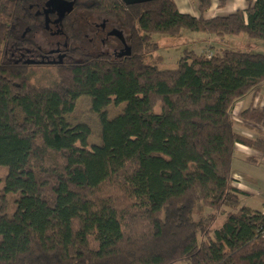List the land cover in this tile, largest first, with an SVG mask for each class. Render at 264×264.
Instances as JSON below:
<instances>
[{"label": "trees", "instance_id": "16d2710c", "mask_svg": "<svg viewBox=\"0 0 264 264\" xmlns=\"http://www.w3.org/2000/svg\"><path fill=\"white\" fill-rule=\"evenodd\" d=\"M48 1L0 0V264H264V212L232 176L237 146L264 156V106L240 115L253 138L235 118L261 94L264 54L186 51L169 71L144 57L157 34L264 41V0L212 20L211 0L199 17L174 0H63L62 21L42 15ZM79 15L128 33L123 50L84 51ZM47 31L54 53L39 44ZM32 66L54 67L58 83L33 86ZM83 97L99 145L71 121Z\"/></svg>", "mask_w": 264, "mask_h": 264}, {"label": "rangeland", "instance_id": "374dc122", "mask_svg": "<svg viewBox=\"0 0 264 264\" xmlns=\"http://www.w3.org/2000/svg\"><path fill=\"white\" fill-rule=\"evenodd\" d=\"M79 18H88L87 21L91 23L90 15H87L86 18L79 16ZM101 24L102 21L98 20V25ZM91 31L92 30L86 27L83 22L81 25V32L83 35L82 39L84 38V40H86L84 37L86 33H88L89 39L93 38ZM112 32L113 29L109 28L107 32L99 33L91 40L90 43L93 42V44H86V48L83 46V50L93 55L109 54L114 56L113 52L121 50V48H123V44L122 40L114 37ZM46 33L48 34V37L46 38V35L41 37L39 44L43 48H46L48 46L45 45V42H47V45L54 46L55 49H59L54 35L49 31ZM152 39L154 43L159 45V50L157 52H149L145 54V63L150 66L157 67L162 71L177 69L178 63L186 51L197 52L210 48L214 53H219L222 50H232L243 51L249 54H264V41L251 40L245 36L219 38L215 36L192 33L190 31H182L181 34L177 36L157 34L154 35ZM27 78L33 86L38 88L52 87L58 83L56 70L52 66H32L28 70ZM262 88L264 89V86ZM235 118L236 121H238L236 123L240 126H244L241 122L240 116ZM71 121L73 124H88L93 129L95 134L91 138V145L100 144L99 135L101 133V125L98 118L91 112V99L89 97H83L79 100ZM236 128L238 129L237 125ZM253 207L256 206L254 205Z\"/></svg>", "mask_w": 264, "mask_h": 264}, {"label": "crops", "instance_id": "0c3cea01", "mask_svg": "<svg viewBox=\"0 0 264 264\" xmlns=\"http://www.w3.org/2000/svg\"><path fill=\"white\" fill-rule=\"evenodd\" d=\"M219 1L211 0V8L204 15L205 20L228 17L237 11L246 10L248 7L245 0H227L225 9H220ZM174 3L181 14L199 17V2L197 0H174ZM206 50L212 52L210 48ZM206 50L197 51L196 53L201 54ZM262 106H264L263 88L261 94L257 97L252 96L237 105L236 117H239L243 111L251 107ZM237 126V131L248 138H253L257 134L249 125L240 126L237 123ZM232 176L235 180V186L250 197L244 200V204L254 211L264 212V156L252 149L237 146L232 163ZM254 205L256 207H253Z\"/></svg>", "mask_w": 264, "mask_h": 264}, {"label": "flooded vegetation", "instance_id": "af4514ba", "mask_svg": "<svg viewBox=\"0 0 264 264\" xmlns=\"http://www.w3.org/2000/svg\"><path fill=\"white\" fill-rule=\"evenodd\" d=\"M197 1H199V0H197ZM46 4H47V3H46ZM46 10H47V9H46V5H45V7H44V9H43V13H42V15L45 16V13H44V12H45ZM50 16H54V17H57V18H58V15H57V14H49L47 17H50ZM79 16H80V15H79ZM90 17H91L92 20L94 21V22L91 21V23L93 22L92 25H91V23H89V22H85L84 25H85L86 27H88L90 30H92L91 33H92L93 38H94L95 36H97L99 33H101V32H107V31L109 30V28H112V29H113V32H112V33H113V36H114V37H117V38H119V39L122 40V44H123V48H124L125 38L128 37V36L125 34V32H122L121 30H119V28H118V26H117L116 24H114V23H112V22H109V21H106V20H104L103 18H102V19H96V20H95L94 17H92V16H90ZM98 20L102 21V24H101V25H98ZM84 37H85V39H89V35H88V33H86V35H85ZM93 38H90V39L88 40V41H89V44H93V42L90 43L91 40H92ZM45 45L48 46V47L44 48L45 52H47V53H54L55 50H57V49L54 48V46H49V45H47V42H45ZM64 46H65V45H64ZM58 48H59V47H58ZM123 48H121V49L123 50ZM119 51H120V50L114 51L113 54L116 55ZM41 62H45V58H44V57L41 58Z\"/></svg>", "mask_w": 264, "mask_h": 264}, {"label": "water", "instance_id": "95a60500", "mask_svg": "<svg viewBox=\"0 0 264 264\" xmlns=\"http://www.w3.org/2000/svg\"><path fill=\"white\" fill-rule=\"evenodd\" d=\"M160 1L163 0H123L126 6H141ZM46 9V16L49 14H57L59 20L62 21L66 15L72 12L73 6L63 0H49L46 4Z\"/></svg>", "mask_w": 264, "mask_h": 264}]
</instances>
